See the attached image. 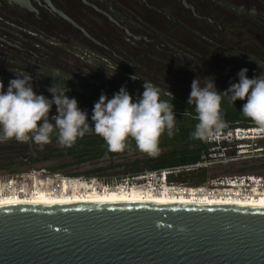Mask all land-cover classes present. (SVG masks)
Masks as SVG:
<instances>
[{
  "label": "flooded vegetation",
  "instance_id": "1",
  "mask_svg": "<svg viewBox=\"0 0 264 264\" xmlns=\"http://www.w3.org/2000/svg\"><path fill=\"white\" fill-rule=\"evenodd\" d=\"M263 37L264 0H0V82L6 91L30 73L39 95L43 66L92 54L186 98L177 87L197 77L225 84L241 67H264Z\"/></svg>",
  "mask_w": 264,
  "mask_h": 264
},
{
  "label": "water",
  "instance_id": "2",
  "mask_svg": "<svg viewBox=\"0 0 264 264\" xmlns=\"http://www.w3.org/2000/svg\"><path fill=\"white\" fill-rule=\"evenodd\" d=\"M0 264H264V209L4 206Z\"/></svg>",
  "mask_w": 264,
  "mask_h": 264
},
{
  "label": "clouds",
  "instance_id": "3",
  "mask_svg": "<svg viewBox=\"0 0 264 264\" xmlns=\"http://www.w3.org/2000/svg\"><path fill=\"white\" fill-rule=\"evenodd\" d=\"M251 12L255 14V9ZM247 73L248 69L242 68L238 82H230L223 92L217 90L214 77H204L203 85L200 77L193 79L187 104L197 123L191 138L211 140L220 135L227 126L222 116L225 96L231 103L243 101V116L264 128V72L252 78ZM47 91L51 99L37 95L30 73L16 75L6 91L0 82V141H32L42 147L51 143L55 133L60 147L71 148L78 138L93 132L111 152L124 151L131 140L139 151L152 154L159 151L162 135L172 137L177 131L173 103L162 99L161 89L150 81L143 82V92L135 99L126 87L111 98L101 93L93 105L91 124L89 114L68 95L71 90L67 86L58 87L53 81ZM53 106L56 114L50 117ZM188 109L183 115L190 114Z\"/></svg>",
  "mask_w": 264,
  "mask_h": 264
},
{
  "label": "trees",
  "instance_id": "4",
  "mask_svg": "<svg viewBox=\"0 0 264 264\" xmlns=\"http://www.w3.org/2000/svg\"><path fill=\"white\" fill-rule=\"evenodd\" d=\"M66 57L64 66H61V69L53 67L50 69L48 66H43L39 70L40 77L38 78H41V81L38 82L36 91L39 95L42 94L51 99L47 89L53 81L58 87L67 86L71 90L68 95L75 97L79 108L89 114L90 124L94 102L98 101L101 93L111 98L121 87H126L135 99L138 98V94L143 92V82L145 81L140 79L142 82L137 80L138 83H131L125 78L119 67L109 65L102 57H85L79 60L73 57L71 53ZM229 84L230 82L226 84L219 83L215 86L218 91L223 92ZM172 95L161 92V98L172 102L174 105L177 131L172 137H169L166 133L162 135L159 141V151L155 153L148 154L139 151L135 146V142L131 140L128 142V148L124 151L111 152L104 140L93 132L86 134L83 138H78L71 148L60 147L57 143L56 134L53 133L51 143L42 147L32 141L18 142L14 139L0 141V173H15L23 168L29 169L57 160L60 162L48 168V171L70 177L85 176L86 178L100 174L108 175L109 171L115 169H121L120 173L127 176L195 163L206 149V145L204 140L191 138L190 134L194 130L197 121L193 118V110L187 104L188 99ZM242 104L243 101L231 103L227 96L224 97L222 116L225 123L232 127L255 126L256 124L245 118L240 111ZM187 109L190 114L183 115ZM55 114L56 108L53 106L50 117ZM128 156H134V158L129 159ZM118 157H124L125 159L122 163L115 164L113 160ZM99 161H109L110 165L106 168H99L82 174L67 171L70 168H79L86 163ZM248 169L242 168L239 172L251 170ZM205 178L206 174L202 171L196 174L181 175L178 182L197 185Z\"/></svg>",
  "mask_w": 264,
  "mask_h": 264
},
{
  "label": "built area",
  "instance_id": "5",
  "mask_svg": "<svg viewBox=\"0 0 264 264\" xmlns=\"http://www.w3.org/2000/svg\"><path fill=\"white\" fill-rule=\"evenodd\" d=\"M226 127L215 139L204 140L206 149L199 160L179 167L145 171L127 175L120 180H104L99 186L91 185L80 178H50L35 171L0 177V194L29 199L39 190L58 193L63 183L91 188L102 194L116 189L130 192L137 190L141 195L166 194L172 198H187L194 201L218 200L252 202L264 199V174L256 172L216 173L218 169H242L254 163L255 169L264 168V128L255 126ZM204 171L206 178L197 185L178 182L184 174ZM113 183V184H112ZM111 184V186H110Z\"/></svg>",
  "mask_w": 264,
  "mask_h": 264
},
{
  "label": "bare ground",
  "instance_id": "6",
  "mask_svg": "<svg viewBox=\"0 0 264 264\" xmlns=\"http://www.w3.org/2000/svg\"><path fill=\"white\" fill-rule=\"evenodd\" d=\"M82 187L76 184L75 187L68 183L61 185V190L58 193L50 190H39L31 198L23 199L14 196H3L0 194V207L17 206V205H86V204H176V205H222L236 206L244 208H263L264 199H259L252 202L240 201H218V200H200L172 198L166 194H144L141 195L137 190L130 192L118 191L116 189L105 191L97 194L91 188Z\"/></svg>",
  "mask_w": 264,
  "mask_h": 264
},
{
  "label": "rangeland",
  "instance_id": "7",
  "mask_svg": "<svg viewBox=\"0 0 264 264\" xmlns=\"http://www.w3.org/2000/svg\"><path fill=\"white\" fill-rule=\"evenodd\" d=\"M245 46L247 47V50L249 51H255V47L253 45H258V43H255L253 40H252V36H251V33L248 31V32H245ZM250 43V46L248 45ZM263 43H264V37H263ZM263 49V53H264V48ZM90 57L89 58H92L94 56H92V54H89ZM231 65H234L233 63L230 62ZM242 68H247L248 69V77L249 78H252L253 76H256V75H260L261 72H264V67L262 68H251V67H241L240 69ZM134 72H137L135 71L136 69H132ZM123 75H126L127 72H122ZM126 78V76H125ZM128 79L131 83H138V81L136 79H133V78H126ZM140 82H142L140 80ZM226 84V83H225ZM180 88L177 87L176 90L178 91H181L182 93L183 92H186L187 93V99L189 97V94H190V91H191V83L189 82H186V83H183V86H179ZM129 159H133L134 156H128ZM125 158L124 157H118V158H115L114 163L117 164V163H122L123 160ZM60 161L57 160V161H52V162H46V163H43L41 165H38V166H35L33 168H29V169H22L18 172H15V173H0V177H6V176H10V175H15V174H19V173H28V172H32V171H35V173H38V172H41V173H44L43 174V177H50L51 179L54 178V177H57V178H80L82 181L86 180L88 183H91V185H96V186H99L102 182L104 183V180H108V181H113V180H120V178L123 177V175L120 173L121 172V169H115L113 171H109L108 172V175L106 174H100L98 176H95V177H88L86 178L85 176H81V177H70V176H65L61 173H51L50 171H48L47 169L58 164ZM110 165V162L109 161H99V162H93V163H86L82 166H80L79 168H70L68 169L67 171H71V173H79V174H82V173H85L87 171H91V170H95V169H99V168H106ZM255 165H258L256 163L252 164V165H246L247 167H244L245 169H251L250 172H256V173H259V174H264V168L261 167L260 169H253ZM239 167L235 166L234 169H218L216 173H237L239 172L240 169H238ZM248 169V170H249ZM112 173V174H111ZM116 173V174H114ZM113 184V183H112ZM111 186V184H110Z\"/></svg>",
  "mask_w": 264,
  "mask_h": 264
}]
</instances>
